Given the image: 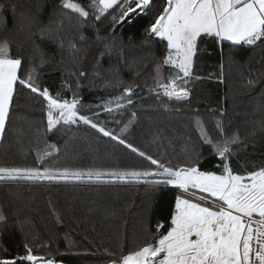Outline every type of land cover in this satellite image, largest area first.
<instances>
[{
  "label": "trees",
  "instance_id": "obj_1",
  "mask_svg": "<svg viewBox=\"0 0 264 264\" xmlns=\"http://www.w3.org/2000/svg\"><path fill=\"white\" fill-rule=\"evenodd\" d=\"M73 2L84 5L89 0ZM162 6V0H155L149 14L132 15L117 24L111 17L102 22L89 20L81 29L87 40L80 41L73 26L75 18L71 25L65 19L66 14H75L63 9L61 0H0V42L11 41V53L18 58L20 53L25 59L34 57L28 62L36 65L39 82L52 94L60 93L69 100L76 92L85 105L82 111L88 115L87 108L95 109L123 92V86L107 87L106 81H135L133 104L126 106L123 115L114 114L121 123H112L102 110L100 118L108 119V127L116 134L133 119L122 138L166 166L192 165L200 171L222 174L220 157L213 145L203 140L197 121L213 144L223 139L216 127L223 122L224 134L238 133L243 142L231 146L234 154L226 161L233 174L258 171L264 167V44L220 42L218 37L202 34L188 83L189 97L158 99L149 88L156 62L166 56V41L149 37L144 29ZM45 27L64 39L63 49L52 40L40 39L38 33ZM97 34L101 43L96 42ZM69 40L81 49L75 58L68 48ZM34 42L40 51L33 49ZM103 42L115 45L111 55L100 56ZM41 53L45 59L52 57L43 67ZM97 59L101 75L94 77ZM79 71L86 75L79 77ZM169 71L165 66L164 75ZM43 107L40 97L17 86L0 141V167L155 170L118 141L82 123L58 125L54 133H46ZM47 145H55L58 151L41 163L37 150ZM180 192L173 185L111 181L108 177L100 181L0 182V210L7 218L0 223V259L18 258L27 245L34 254L55 263L112 264L121 252L156 235L157 222L170 223Z\"/></svg>",
  "mask_w": 264,
  "mask_h": 264
},
{
  "label": "snow or ice",
  "instance_id": "obj_2",
  "mask_svg": "<svg viewBox=\"0 0 264 264\" xmlns=\"http://www.w3.org/2000/svg\"><path fill=\"white\" fill-rule=\"evenodd\" d=\"M162 9L153 16L152 22L144 29L149 37H159L166 41V56L156 62L153 85L150 92H155L158 99L184 100L189 97L188 83L192 79L193 59L198 50V39L203 35L219 37L232 41L255 45L264 44V0H162ZM63 9L71 10L65 19L71 25L75 18L80 41L87 37L81 29L89 20L102 22L111 17L113 24L121 23L132 15H147L152 12L155 0H89L82 5L73 0H61ZM2 11V8H0ZM14 11V9H13ZM64 23L60 21V25ZM60 25L57 32L60 31ZM41 40L56 42L59 49L65 47V41L51 30L41 28L38 33ZM96 42L101 43L97 34ZM100 56L111 55L115 51L113 43L103 42ZM68 48L73 57L81 51L75 43L68 41ZM33 49L40 51L33 43ZM18 58L11 53V41L0 42V139L6 132L10 108L17 86L30 90L41 98L46 112V133H54L57 126L83 124L97 133L118 141L132 153L144 158L155 170L130 171H72L67 168L39 167H0V182L8 181H69L97 180L108 177L111 181H134L156 185H174L181 190L175 198V211L166 226L157 222V234L146 239L143 244L121 252L112 264H264V167L252 171L247 176L233 174L228 161L234 153L232 145L243 143L238 133L231 136L224 134L223 122L216 124L223 139L213 144L208 134L201 128L205 143L212 144L220 157L222 174L200 171L198 167L174 168L153 156L146 154L122 134L133 123V119L120 129V134L108 127L109 120H101V110L111 117V122L119 125L115 113L123 115L126 106L133 104L134 84H124L122 79L106 81L107 87L123 86V92L93 108L82 111L85 105L73 92L69 100L60 93L52 94L49 88L39 82L34 57ZM52 57L44 58L41 53L40 67L50 63ZM97 70L92 75L99 77L100 60H96ZM167 66L170 71L164 75ZM72 75H77L73 72ZM86 73L79 71L78 76ZM139 75V73H137ZM253 81H249L252 84ZM79 79L76 87H80ZM115 105V107H113ZM135 117V113L131 114ZM58 151L55 145H47L37 150V159L44 158ZM247 181V182H246ZM199 193V194H198ZM0 210V223L6 221ZM166 229V231H159ZM0 264H55L50 258L34 254L33 249L25 245V253L18 258L0 259Z\"/></svg>",
  "mask_w": 264,
  "mask_h": 264
},
{
  "label": "crops",
  "instance_id": "obj_3",
  "mask_svg": "<svg viewBox=\"0 0 264 264\" xmlns=\"http://www.w3.org/2000/svg\"><path fill=\"white\" fill-rule=\"evenodd\" d=\"M218 39H219L220 42H229V43H233L232 41L224 40V39H221V38H219V37H218ZM0 141H1V139H0ZM173 186H174V185H173ZM55 264H64V263L56 262Z\"/></svg>",
  "mask_w": 264,
  "mask_h": 264
},
{
  "label": "rangeland",
  "instance_id": "obj_4",
  "mask_svg": "<svg viewBox=\"0 0 264 264\" xmlns=\"http://www.w3.org/2000/svg\"><path fill=\"white\" fill-rule=\"evenodd\" d=\"M218 175V174H217ZM248 174H246V175H242V176H247ZM247 182V181H246Z\"/></svg>",
  "mask_w": 264,
  "mask_h": 264
}]
</instances>
